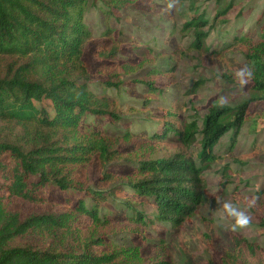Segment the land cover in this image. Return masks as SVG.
Here are the masks:
<instances>
[{"label": "trees", "instance_id": "1", "mask_svg": "<svg viewBox=\"0 0 264 264\" xmlns=\"http://www.w3.org/2000/svg\"><path fill=\"white\" fill-rule=\"evenodd\" d=\"M89 1L0 0V264H170L165 259L148 261L142 254L147 241L144 227L155 220L177 228L196 215L206 200L204 168L218 159L215 147L229 132L234 147L252 104L264 105L263 39L251 43L245 55L253 70L245 86L249 99L223 107L211 100L201 128L193 119L175 131L166 120L147 133V142L176 137L189 148L201 136L196 157L177 152L135 162L137 170L127 186L152 200L157 209L153 218L130 202L124 203L129 214L109 217L103 203L115 192L88 182L96 165H102L100 185L112 181L105 166L121 155L117 148L121 138L105 136L94 127L84 129L81 123L87 115L119 120L108 90L119 89L125 84L123 74L135 73L148 58L116 60L120 41L112 24L138 0H100L107 25L92 43V56L100 63L92 72L85 58L93 34L86 22ZM189 1L196 6V0ZM221 1L214 22L234 7L235 0L216 3ZM244 13L241 9L238 15ZM205 16L194 14L183 26L193 32L189 47L198 52L209 51L206 39L214 22ZM237 39L249 43L246 37L236 36L234 42ZM202 81L197 80L191 92ZM143 83L155 88L153 82ZM70 189L78 193L76 198ZM255 194L264 208V184ZM129 226L140 242L132 247L116 240L118 235H130L124 232ZM232 241L234 247L224 251L221 264H264V244L237 235ZM207 264L218 263L209 259Z\"/></svg>", "mask_w": 264, "mask_h": 264}, {"label": "rangeland", "instance_id": "2", "mask_svg": "<svg viewBox=\"0 0 264 264\" xmlns=\"http://www.w3.org/2000/svg\"><path fill=\"white\" fill-rule=\"evenodd\" d=\"M196 2V6L192 7L189 0H177L175 7L168 9L169 0H138L128 6L121 21L112 24L115 26V36L120 41L117 62H138L143 57L144 60L148 58V63L133 74L124 73L122 78L125 84L119 89L108 90L116 103L119 120L87 115L81 123L84 129L94 127L105 136L116 140L121 138L117 147L121 155L105 166L112 175V181L100 185L102 165H96L91 170L88 182L92 187L115 192L103 203L111 218L130 213L125 202H130V205L151 218L157 212L152 200L135 195L127 186L129 177L135 176V162L167 158L177 152L196 157L200 150L201 136L189 148L176 137L147 142V133L166 120L174 126L175 131H182L193 119L198 120L201 128L211 100L216 101L223 95L228 99V104L236 106L250 98V92L238 84L234 73L247 64L245 55L251 43L264 39V0H235L228 15L221 16L215 22V11L220 10L224 2ZM99 5L100 0H90L86 14V22L93 34L85 58L94 73L100 63L92 56V43L107 25L103 23L104 16ZM241 9L245 13L239 16ZM198 13H205V19L214 22L210 29L209 26L205 28L209 29L206 39L208 52L191 49L189 46L194 34L183 29L184 24ZM223 18L225 21H222ZM236 36L248 38L249 43H244L242 39L234 42ZM152 68L160 72L152 71ZM99 79L101 76H97L96 84ZM197 80H203V84L196 92H191ZM143 81L153 82L155 88L150 89ZM46 109L52 114L49 105ZM126 132L131 134L129 138ZM231 136L229 132L220 139L215 147L218 159L204 168L206 200L196 215L177 228L155 220L144 227L147 241L141 252L148 261L165 259L170 264H207L209 259H213L221 264L224 251L234 247L233 235L246 236L264 244V227L260 225V218L264 219V208L255 194L264 184V105L252 104L250 116L234 147ZM97 163L100 164L99 161ZM51 191L59 195L56 189ZM68 193L74 198L78 196L74 189ZM82 194L79 193V196ZM245 196L258 198L254 207L247 206ZM217 200L230 202L234 207L246 211L252 218L251 225L243 230L231 231L233 221L216 203ZM124 232L130 235L116 236L118 242L126 247L140 243L132 227H127Z\"/></svg>", "mask_w": 264, "mask_h": 264}, {"label": "clouds", "instance_id": "3", "mask_svg": "<svg viewBox=\"0 0 264 264\" xmlns=\"http://www.w3.org/2000/svg\"><path fill=\"white\" fill-rule=\"evenodd\" d=\"M177 3V0H169V3L167 4L168 9H173ZM234 76L240 86H246L249 84L253 77V70L247 65H243L239 67L235 73ZM229 103L228 99L221 95L218 98V104L219 106L223 107ZM247 206L249 208L254 207L257 202V197L252 196L244 197ZM216 203L224 209L226 215L232 219L231 224V231L235 232L238 230H243L248 228L252 223V218L246 211L240 210L237 207H234L232 203L226 202V201H220L217 200Z\"/></svg>", "mask_w": 264, "mask_h": 264}]
</instances>
